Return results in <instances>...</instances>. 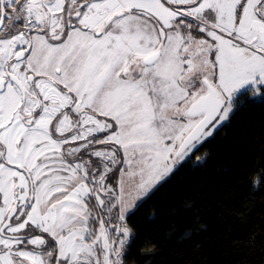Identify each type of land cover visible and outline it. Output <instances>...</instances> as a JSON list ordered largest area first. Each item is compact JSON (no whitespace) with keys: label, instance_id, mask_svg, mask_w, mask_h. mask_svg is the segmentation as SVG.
<instances>
[{"label":"snow or ice","instance_id":"6c2138e0","mask_svg":"<svg viewBox=\"0 0 264 264\" xmlns=\"http://www.w3.org/2000/svg\"><path fill=\"white\" fill-rule=\"evenodd\" d=\"M249 104L264 0H0V264L154 255L133 210Z\"/></svg>","mask_w":264,"mask_h":264},{"label":"trees","instance_id":"16d2710c","mask_svg":"<svg viewBox=\"0 0 264 264\" xmlns=\"http://www.w3.org/2000/svg\"><path fill=\"white\" fill-rule=\"evenodd\" d=\"M197 155L206 159L185 163L133 210L141 238L168 241L154 255L134 249L135 264H264V189L252 187L264 169V105L245 106Z\"/></svg>","mask_w":264,"mask_h":264}]
</instances>
